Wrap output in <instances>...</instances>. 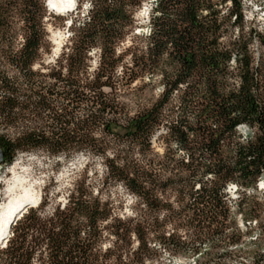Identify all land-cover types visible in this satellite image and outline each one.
Segmentation results:
<instances>
[{
  "label": "trees",
  "instance_id": "1",
  "mask_svg": "<svg viewBox=\"0 0 264 264\" xmlns=\"http://www.w3.org/2000/svg\"><path fill=\"white\" fill-rule=\"evenodd\" d=\"M139 5L140 0H89L85 14L69 20L68 44L43 73L33 69L45 38L42 0H0V43L16 14L25 31L21 48L4 56L16 76L0 68V127L11 134L0 135L2 164L35 150L100 156L107 173L146 208L161 209L158 196L170 189L199 243L235 247L196 250L199 259L192 264H264V200L250 194L264 181V56L254 59L250 47L255 40L264 50V36L245 30L242 0H153L144 45L130 49L127 77L130 82L156 77L160 93L129 116L104 89L116 85L122 58L116 47ZM93 49L99 56L91 70ZM161 128L160 163L170 168L167 174L150 166L131 173L117 164L134 150L150 151ZM229 185L236 193L232 208L248 225L245 234L251 223L258 231L251 250L236 249L243 232L225 194ZM107 217L98 200L79 195L47 216L44 204L27 208L9 228L0 264H149L150 249L140 236L128 255L102 251ZM172 238H162L163 249L177 246ZM232 257L237 260L227 263Z\"/></svg>",
  "mask_w": 264,
  "mask_h": 264
},
{
  "label": "rangeland",
  "instance_id": "2",
  "mask_svg": "<svg viewBox=\"0 0 264 264\" xmlns=\"http://www.w3.org/2000/svg\"><path fill=\"white\" fill-rule=\"evenodd\" d=\"M43 13L41 24L43 27V43L38 61L33 65L34 70L44 73V66L53 65L67 46L69 35L68 24L70 19L85 14L89 0H74V10L63 14H54L46 6V0H42ZM153 0H140V5L132 13V26L126 31L121 43L116 47V53L121 58V63L116 70L113 89H104L105 92L115 97L121 107V114L133 116L142 109L147 108L160 93L158 78L148 82L147 76L128 80L130 74V49L144 45L143 37L148 32V13ZM243 19L245 30L255 28L264 36V3L262 0H242ZM10 30L6 40L0 43V68L7 72L10 77L16 76V70L7 64L5 53L18 51L24 38V23L22 18L16 14L11 21ZM142 36V37H141ZM45 39V47H44ZM254 59L260 55L264 56V50L257 41L251 44ZM99 51L93 49L89 54V64L93 70L97 64ZM64 75L66 72L63 71ZM247 129L240 128L241 135L247 134ZM10 132L0 127L1 134ZM164 130L161 128L151 138V150H134L121 160L117 161L121 167L128 172L136 171L141 167L153 169V172L163 170L167 174L170 168L161 166V158L165 144L163 142ZM11 137V136H10ZM126 152V151H125ZM139 152V153H138ZM141 152V153H140ZM111 151L107 150L106 156L110 158ZM105 159L92 155L88 152H71L51 156L41 150L18 152L11 163L0 165V205L6 201L5 190L13 184L14 179H19L21 185L15 194L21 193V188H26L37 197V204H44V216H47L55 207H62L68 197L78 195L85 200H98L107 212V220L103 226L104 237L102 251L106 248L115 249L123 256L130 254L138 247L137 236L144 239L146 246L150 249L146 255L149 264H192L198 260L193 255L194 251L221 252L223 249L236 251L235 247L216 245L202 239L196 240L193 230L189 231L184 219L180 216V205L176 193L166 189L159 194L162 208L158 210L146 208L137 198L128 192L119 182L107 173ZM234 187L225 191L236 227L243 232L241 250L253 249L249 244L258 233L257 229L250 224L249 234H245V226L236 210L232 208V202L236 200ZM250 194L256 195L259 200H264V189L259 182L256 191ZM35 206V207H36ZM34 207V208H35ZM173 235L172 242L177 245L170 250L163 249L160 242L162 238ZM180 240V241H179ZM195 241V243H194ZM182 242L183 244H179ZM227 263L237 260L234 257L227 259ZM247 259H245L246 261Z\"/></svg>",
  "mask_w": 264,
  "mask_h": 264
},
{
  "label": "bare ground",
  "instance_id": "3",
  "mask_svg": "<svg viewBox=\"0 0 264 264\" xmlns=\"http://www.w3.org/2000/svg\"><path fill=\"white\" fill-rule=\"evenodd\" d=\"M46 3L48 9L57 15L63 14L65 11L67 12L75 5L74 0H46ZM12 183L13 184L9 185L5 190L6 201L0 205L1 243L5 240L4 238L9 237L8 228H10V226L13 224L19 213H21L25 207H27V205L37 203V197L30 193L26 188H21V193L15 194L16 189L21 185V181L19 179H14ZM259 183L264 188V181L261 180ZM230 187L234 186L229 185L228 190ZM35 206L36 205H34V207ZM7 233L8 237H6Z\"/></svg>",
  "mask_w": 264,
  "mask_h": 264
},
{
  "label": "water",
  "instance_id": "4",
  "mask_svg": "<svg viewBox=\"0 0 264 264\" xmlns=\"http://www.w3.org/2000/svg\"><path fill=\"white\" fill-rule=\"evenodd\" d=\"M2 163H3V154H2V150H1V148H0V165H2ZM263 189H264V188H263ZM31 206H32V205L29 204V205H27V207H25V209L28 208V207H31ZM25 209H24V210H25ZM22 212H23V211H22ZM22 212H21V213H22ZM21 213H19V215H20ZM19 215H18V216H19ZM18 216H17V217H18ZM17 217H16V218H17ZM8 232H9V235H10V229H9V228H8ZM6 237H8V233H7V236H6ZM4 239H5V240H4L2 243L0 242V247H2V246L5 245V242L7 241V238H4Z\"/></svg>",
  "mask_w": 264,
  "mask_h": 264
}]
</instances>
